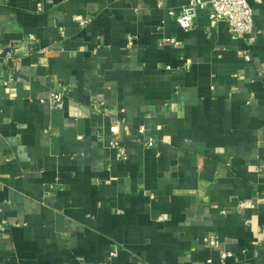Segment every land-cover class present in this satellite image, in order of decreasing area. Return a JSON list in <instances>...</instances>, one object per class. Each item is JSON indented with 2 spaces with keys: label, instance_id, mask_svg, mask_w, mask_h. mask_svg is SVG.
I'll return each mask as SVG.
<instances>
[{
  "label": "crops",
  "instance_id": "0c3cea01",
  "mask_svg": "<svg viewBox=\"0 0 264 264\" xmlns=\"http://www.w3.org/2000/svg\"><path fill=\"white\" fill-rule=\"evenodd\" d=\"M188 1L0 0V264H264V0L249 45Z\"/></svg>",
  "mask_w": 264,
  "mask_h": 264
},
{
  "label": "built area",
  "instance_id": "2783aa9c",
  "mask_svg": "<svg viewBox=\"0 0 264 264\" xmlns=\"http://www.w3.org/2000/svg\"><path fill=\"white\" fill-rule=\"evenodd\" d=\"M161 3V1H159ZM208 6L210 8L209 19L215 23H225L230 28L231 35L233 38L243 40L247 45L254 41L252 37L254 33V24L252 10L247 0H189L188 3L182 8L175 20L180 29L183 31H189L194 27L196 12L199 8ZM38 10H40L38 6ZM170 16H173V12H169ZM80 27H84L88 20L73 18ZM28 45L34 46L37 43L36 38L33 35H28L26 38ZM165 44L172 46H179V42L174 39H165ZM13 46H10V50L4 53L0 49V67L2 64V58L11 59L13 55ZM42 52L41 54H43ZM244 60L248 62L250 60L249 54L246 52L243 55ZM14 79L11 75L6 77L2 84L4 86H10ZM63 90H51L45 99L39 100L41 104H48L51 109L61 111L63 110ZM94 112L103 116L108 120V132L113 137V146L118 149L121 156L126 155V150L120 143L118 136L121 130V122L116 119L112 112L101 103H97L94 106ZM136 144L144 145L150 149L155 146V140L149 136L145 129L138 127L136 129ZM159 220H163L159 218ZM215 238H209V246L215 247ZM234 259V256L230 252H221L220 260L223 264H227L229 260Z\"/></svg>",
  "mask_w": 264,
  "mask_h": 264
}]
</instances>
